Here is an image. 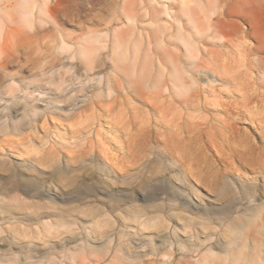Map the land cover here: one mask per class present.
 I'll return each mask as SVG.
<instances>
[{
    "label": "bare ground",
    "instance_id": "bare-ground-1",
    "mask_svg": "<svg viewBox=\"0 0 264 264\" xmlns=\"http://www.w3.org/2000/svg\"><path fill=\"white\" fill-rule=\"evenodd\" d=\"M66 2L0 0V71L6 72L12 56V35L19 34L34 42L39 50L38 58L42 63L37 75L61 67L78 76H97L99 85L84 94L87 102L98 105V97L103 95L106 102L100 106L105 115L116 120L122 128L136 129L131 133L132 141L161 142L164 154L169 155L165 169H171L178 182L169 179L170 175H163L161 179L168 178L169 188L176 194L173 199L181 212L174 215L182 224V230L189 233L186 238L198 239L196 246L188 247L198 257L188 264H264V129L260 139L262 144L251 143L239 152L238 161L246 155V164H235L217 153H208L211 151L209 142L213 143L218 137L212 118L200 115L187 119L192 116L189 111H207L209 106L218 105V99L206 94L200 82L203 74L206 77L214 74L216 79L236 90H246L247 93L253 90L254 95L255 91L260 92L257 93L260 106L255 111L260 116L255 120L264 119V76L260 75L264 73V58L258 55L264 54V0ZM101 8L106 12L105 16L95 19L97 14H94L88 20L93 26L102 28L80 27L81 32L70 35L63 33L54 23L59 9L70 15H79L86 9ZM46 21L54 24L53 30L43 27ZM240 21L248 26H241ZM247 36L255 38L254 46L243 41ZM65 37H69L72 43H67ZM226 44L236 48V56L231 60L221 58L220 50L212 48ZM77 56L83 59V64ZM253 68L257 71L256 76H249L248 69ZM245 79L243 83L241 80ZM82 85L84 87L85 82ZM250 96L248 94V98ZM135 99L143 106H137ZM71 103L75 104V101ZM23 106L27 107L26 101ZM237 114L246 116L240 109ZM169 116L175 117L177 129H172ZM195 145L200 149L195 156L197 170L192 173L193 182L187 175L184 162L176 156L180 153L183 159L190 158ZM1 169H7L4 158L0 160ZM101 169L104 174L122 178L135 173L128 167L122 169V174L113 167L101 165ZM13 175L11 172L10 176ZM10 190L17 192L20 188L12 184ZM30 191L27 189L25 193ZM40 191L45 197L52 192L60 198L71 193L59 189L53 192L49 187ZM130 193L132 201L150 199L141 186ZM8 205L18 210L25 208L23 199L16 194ZM193 215L200 218V227L188 231V221ZM209 215L218 222L214 219L206 221ZM135 217H138L137 213ZM75 219L68 222L74 224ZM161 220L159 215L153 218L154 222ZM40 221L47 231L66 224V221L48 218ZM135 221V232L130 234L138 239L141 235L138 232L146 228L148 222ZM226 221L234 226L230 229L234 235H241L246 227L256 224L260 238L238 240L240 236H218L213 222ZM156 229L158 236L169 230L163 225L156 226ZM22 232L26 234L24 230ZM177 264L183 262L179 260Z\"/></svg>",
    "mask_w": 264,
    "mask_h": 264
},
{
    "label": "rangeland",
    "instance_id": "rangeland-1",
    "mask_svg": "<svg viewBox=\"0 0 264 264\" xmlns=\"http://www.w3.org/2000/svg\"><path fill=\"white\" fill-rule=\"evenodd\" d=\"M62 4H67L66 0ZM94 14L98 19L106 12L102 8L86 9L79 15H70L59 9L54 23L70 35L81 32L80 27L102 28L89 23V17ZM240 24L248 26L241 21ZM53 26L50 21L43 25L50 30ZM65 40L72 43L69 37ZM243 41L250 47L256 44L252 36L244 37ZM10 44L12 56L7 70L0 71V160L7 161V169L0 170V264H177L179 260L188 264L195 260L198 255L188 247L196 246L198 239H187L189 233L182 230L174 215L181 209L173 199L176 194L169 188L168 178L178 180L171 169H165L169 155L161 149L162 143L132 141L131 133L136 129L122 128L105 115L100 106L106 102L103 95L98 97V105L87 102L84 94L99 85L97 76H78L61 67L37 75L42 62L35 43L13 34ZM212 48L220 50L221 58L231 60L236 56V48L227 44ZM258 55L264 58V54ZM77 57L83 64V59ZM248 73L256 76L257 71L248 69ZM247 79L241 81L244 83ZM200 82L206 94L218 99V105L209 106L207 111H189L192 116L187 119L200 115L212 118L218 137L209 142L208 153H217L235 164H246V155L238 161L239 152L251 143L262 144L264 119L255 120L260 116L255 114L260 106L257 94L260 92L255 91L254 95L253 90L248 93L236 90L216 79L214 74L209 77L203 74ZM25 101L27 107L23 106ZM134 103L143 106L136 99ZM238 109L246 116H238ZM169 118L172 129H177L175 117ZM199 149L195 145L190 158L183 159L180 153L176 156L184 162L193 182ZM101 165L113 167L118 174L127 167L135 173L125 178L114 177L104 174ZM163 175L170 176L161 179ZM12 184H17L20 190L11 191ZM139 186L150 199H130V191ZM45 187L53 192L59 189L71 193L60 198L50 192L45 197L39 193ZM27 189H31L28 194ZM15 194L23 199V210L8 205ZM156 215L162 220L154 222ZM46 218L66 221V224L47 231L40 221ZM71 218H76L74 224L68 222ZM209 218L210 215L206 221L214 219ZM135 219L148 222L138 232L141 234L138 239L130 234L135 232ZM188 222V231L200 227V218L196 215ZM217 222H213L214 232L222 238L226 235L240 236L238 240L260 238L256 224L246 227L241 235H234L230 231L234 228L231 223ZM159 225L169 230L158 236L155 233Z\"/></svg>",
    "mask_w": 264,
    "mask_h": 264
}]
</instances>
